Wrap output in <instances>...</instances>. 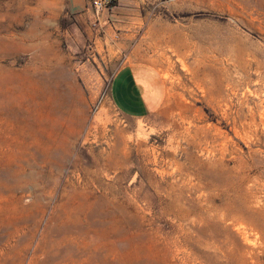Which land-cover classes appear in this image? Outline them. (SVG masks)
I'll return each instance as SVG.
<instances>
[{
	"label": "rangeland",
	"instance_id": "374dc122",
	"mask_svg": "<svg viewBox=\"0 0 264 264\" xmlns=\"http://www.w3.org/2000/svg\"><path fill=\"white\" fill-rule=\"evenodd\" d=\"M111 1L0 0V264H264V0Z\"/></svg>",
	"mask_w": 264,
	"mask_h": 264
},
{
	"label": "crops",
	"instance_id": "0c3cea01",
	"mask_svg": "<svg viewBox=\"0 0 264 264\" xmlns=\"http://www.w3.org/2000/svg\"><path fill=\"white\" fill-rule=\"evenodd\" d=\"M137 51L130 52L131 60L112 76L108 98L123 115L143 118L156 112L166 98V86L154 64L137 60ZM134 57V58H133Z\"/></svg>",
	"mask_w": 264,
	"mask_h": 264
},
{
	"label": "built area",
	"instance_id": "2783aa9c",
	"mask_svg": "<svg viewBox=\"0 0 264 264\" xmlns=\"http://www.w3.org/2000/svg\"><path fill=\"white\" fill-rule=\"evenodd\" d=\"M108 0H93L92 4L96 11L102 10Z\"/></svg>",
	"mask_w": 264,
	"mask_h": 264
},
{
	"label": "trees",
	"instance_id": "16d2710c",
	"mask_svg": "<svg viewBox=\"0 0 264 264\" xmlns=\"http://www.w3.org/2000/svg\"><path fill=\"white\" fill-rule=\"evenodd\" d=\"M106 6L109 7V8L113 7V6H114L113 1H111V2H107V3H106Z\"/></svg>",
	"mask_w": 264,
	"mask_h": 264
}]
</instances>
